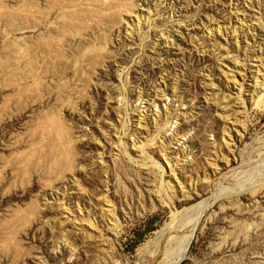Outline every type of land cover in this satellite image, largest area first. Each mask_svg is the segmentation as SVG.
Returning a JSON list of instances; mask_svg holds the SVG:
<instances>
[{
    "label": "rangeland",
    "instance_id": "1",
    "mask_svg": "<svg viewBox=\"0 0 264 264\" xmlns=\"http://www.w3.org/2000/svg\"><path fill=\"white\" fill-rule=\"evenodd\" d=\"M263 184L264 0H0V264H264Z\"/></svg>",
    "mask_w": 264,
    "mask_h": 264
},
{
    "label": "bare ground",
    "instance_id": "2",
    "mask_svg": "<svg viewBox=\"0 0 264 264\" xmlns=\"http://www.w3.org/2000/svg\"><path fill=\"white\" fill-rule=\"evenodd\" d=\"M241 141L242 139L240 138L238 142ZM248 189L254 190L251 188H245L244 185H242L241 187L238 186V188L232 191V193L241 194ZM217 197H219V195L215 196V198ZM211 201H201L191 208L186 209L181 216H178L179 213L173 212V220L166 222L161 228L154 232L151 239H149L141 249V255H145L147 258L149 256L151 259H156L162 254L164 255L165 260L164 264H181L189 252V248L195 236L194 231L197 228L198 221L205 209L210 206ZM175 220H177V223L174 222ZM186 225L190 228L185 234H180L175 237L170 235L171 230L176 228L179 230Z\"/></svg>",
    "mask_w": 264,
    "mask_h": 264
}]
</instances>
